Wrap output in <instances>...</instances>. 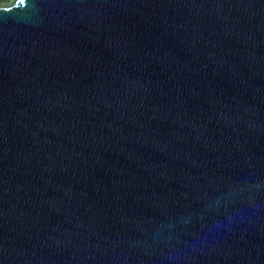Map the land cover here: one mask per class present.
Instances as JSON below:
<instances>
[{
	"label": "water",
	"instance_id": "95a60500",
	"mask_svg": "<svg viewBox=\"0 0 264 264\" xmlns=\"http://www.w3.org/2000/svg\"><path fill=\"white\" fill-rule=\"evenodd\" d=\"M0 264H264V0H0Z\"/></svg>",
	"mask_w": 264,
	"mask_h": 264
},
{
	"label": "snow or ice",
	"instance_id": "6c2138e0",
	"mask_svg": "<svg viewBox=\"0 0 264 264\" xmlns=\"http://www.w3.org/2000/svg\"><path fill=\"white\" fill-rule=\"evenodd\" d=\"M21 2L23 3V2H24V0H21Z\"/></svg>",
	"mask_w": 264,
	"mask_h": 264
}]
</instances>
